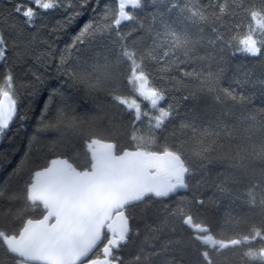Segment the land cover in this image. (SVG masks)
Returning <instances> with one entry per match:
<instances>
[{
    "label": "snow or ice",
    "instance_id": "obj_1",
    "mask_svg": "<svg viewBox=\"0 0 264 264\" xmlns=\"http://www.w3.org/2000/svg\"><path fill=\"white\" fill-rule=\"evenodd\" d=\"M32 3L14 7L32 27L38 9L62 6L60 0ZM150 6L151 23L145 25L139 13ZM206 45L213 51L201 54ZM71 49L86 54L76 68L69 66ZM7 52L0 34L5 64ZM237 52L264 62V0H117L85 24L60 55L57 72L85 85L89 94L107 90L132 116L131 144L93 134L86 166L58 157L39 170H30V144L13 173L28 172L22 194L7 181L0 185L6 222L0 248L11 264H221L226 252L245 264H264V90L257 108L246 93L247 74L233 78L238 87L224 86L226 53ZM149 64L170 88L153 83ZM121 76L129 94L118 90ZM4 81L0 137L16 117L18 102L10 70ZM169 91L187 102L171 131L181 113L178 103L167 102ZM56 94L63 95L60 89ZM49 105L39 130L77 128V118L64 109L49 120ZM216 165L226 167L214 174ZM181 192L191 195L169 203ZM216 214L223 223L214 229Z\"/></svg>",
    "mask_w": 264,
    "mask_h": 264
},
{
    "label": "trees",
    "instance_id": "obj_2",
    "mask_svg": "<svg viewBox=\"0 0 264 264\" xmlns=\"http://www.w3.org/2000/svg\"><path fill=\"white\" fill-rule=\"evenodd\" d=\"M207 2V0H204ZM258 2V0H253ZM61 7L45 12L38 9V15L34 20L35 27L25 23V17L14 11V7L22 5L35 7L32 0H0V34L7 41V64L0 61V86L4 85V78L9 70L14 77V90L17 96V115L12 125L3 137H0V185L6 181L11 188L22 194L23 184L28 179V172L21 176H13L25 154L29 152L31 144L30 170H39L48 161L56 158H68L77 167H84L88 164L89 154L86 150V143L90 135H97L101 139H115L124 146H129L128 133L129 122L132 116L115 105L107 90H98L88 93L85 85L73 82L67 76L57 72L59 57L64 49L69 46L74 37L79 34L85 24L99 18L106 5L115 7V0H60ZM153 7H148L144 12L139 13L145 25L151 23ZM237 22L240 18L237 17ZM247 29V20L243 21L239 29L241 33ZM135 35H143L136 33ZM211 35V33H209ZM80 48H87L88 45H80ZM213 49L205 46L201 54L211 52ZM19 52L21 59L17 58ZM69 66L76 68L85 58L84 52H77L71 49ZM229 59L228 72L222 82L225 87L234 83V77L243 79L248 76L249 83L246 86V93L253 98L257 108L261 106V92L264 90V62L258 58L248 57L237 52L235 56L226 53ZM77 57L80 59L78 60ZM182 69L188 66H181ZM153 69L152 81L160 88H170L168 80L160 79L159 73ZM190 70V68H189ZM126 71V69H122ZM179 75V74H177ZM39 76L41 81L36 77ZM60 89L63 95H54V90ZM119 91L129 94V87L124 77L119 80ZM181 93H166L169 97L167 102H175L180 106V116H177L170 125L169 130L176 127L183 118V112L187 102L180 100ZM52 97L49 105V97ZM176 100L172 101L171 97ZM147 102L142 103L146 107ZM49 105L47 118L53 119L56 112L64 109L69 117L77 118V128L50 127L45 130L41 128V115L44 114L45 106ZM147 132L145 125L144 129ZM35 137V139H33ZM226 166L216 165L215 169L223 171ZM11 178V179H10ZM179 194L169 203H175ZM19 203V202H18ZM39 215V211L32 213ZM222 214H216L212 222L214 229L223 223ZM259 222V217H256ZM5 220L0 216V227L5 226ZM241 230H247L246 225H241ZM135 247H130L125 252L126 258H131ZM221 264H245L244 259L231 252H226L220 258ZM0 261L4 264H11L3 248H0Z\"/></svg>",
    "mask_w": 264,
    "mask_h": 264
},
{
    "label": "water",
    "instance_id": "obj_3",
    "mask_svg": "<svg viewBox=\"0 0 264 264\" xmlns=\"http://www.w3.org/2000/svg\"><path fill=\"white\" fill-rule=\"evenodd\" d=\"M115 1L117 2V0H115ZM12 122H13V121H12ZM11 125H12V123L10 124V126H9V128H8L7 130L10 129ZM86 150H87V148H86ZM87 153H88V151H87ZM88 154H89V153H88ZM179 194H186V193L181 192V193H178L177 195H179ZM177 195H176V196H177Z\"/></svg>",
    "mask_w": 264,
    "mask_h": 264
}]
</instances>
